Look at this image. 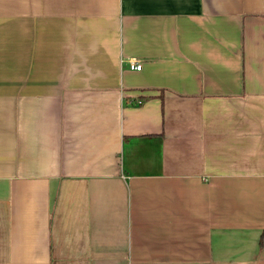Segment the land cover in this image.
Segmentation results:
<instances>
[{
	"label": "crops",
	"instance_id": "crops-1",
	"mask_svg": "<svg viewBox=\"0 0 264 264\" xmlns=\"http://www.w3.org/2000/svg\"><path fill=\"white\" fill-rule=\"evenodd\" d=\"M263 231L264 0H0V264H264Z\"/></svg>",
	"mask_w": 264,
	"mask_h": 264
},
{
	"label": "built area",
	"instance_id": "built-area-1",
	"mask_svg": "<svg viewBox=\"0 0 264 264\" xmlns=\"http://www.w3.org/2000/svg\"><path fill=\"white\" fill-rule=\"evenodd\" d=\"M143 68L142 63H139L137 61H132L131 62V69L132 70H136V71H141Z\"/></svg>",
	"mask_w": 264,
	"mask_h": 264
},
{
	"label": "trees",
	"instance_id": "trees-1",
	"mask_svg": "<svg viewBox=\"0 0 264 264\" xmlns=\"http://www.w3.org/2000/svg\"><path fill=\"white\" fill-rule=\"evenodd\" d=\"M260 248L264 249V231L261 234V238H260Z\"/></svg>",
	"mask_w": 264,
	"mask_h": 264
}]
</instances>
